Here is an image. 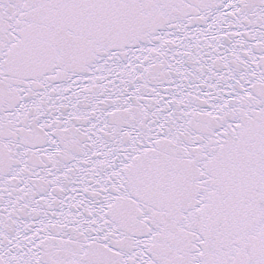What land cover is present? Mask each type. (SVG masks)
Listing matches in <instances>:
<instances>
[{
	"label": "snow or ice",
	"instance_id": "6c2138e0",
	"mask_svg": "<svg viewBox=\"0 0 264 264\" xmlns=\"http://www.w3.org/2000/svg\"><path fill=\"white\" fill-rule=\"evenodd\" d=\"M0 264H264V0H0Z\"/></svg>",
	"mask_w": 264,
	"mask_h": 264
}]
</instances>
